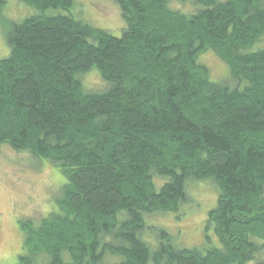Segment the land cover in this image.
I'll return each mask as SVG.
<instances>
[{
    "label": "trees",
    "instance_id": "1",
    "mask_svg": "<svg viewBox=\"0 0 264 264\" xmlns=\"http://www.w3.org/2000/svg\"><path fill=\"white\" fill-rule=\"evenodd\" d=\"M19 1L37 12L7 26L0 146L52 162L65 182L48 214L18 220L12 264L255 261L264 246V49L251 48L264 35V0H113L119 36L63 13L73 0ZM206 51L228 66L226 78L211 80L198 60ZM91 68L106 83L100 92L83 88ZM189 180L215 184L206 227L218 246L179 248L161 225L150 228L153 243L142 239L149 215L187 202Z\"/></svg>",
    "mask_w": 264,
    "mask_h": 264
},
{
    "label": "rangeland",
    "instance_id": "2",
    "mask_svg": "<svg viewBox=\"0 0 264 264\" xmlns=\"http://www.w3.org/2000/svg\"><path fill=\"white\" fill-rule=\"evenodd\" d=\"M170 8L190 13L196 6L189 2H170ZM0 59L9 52L5 40L9 22H21L22 19L36 13L33 7L23 1L5 0L0 10ZM56 12V11H54ZM53 12V13H54ZM67 13L74 18L87 21L95 28L109 31L113 36H119L124 28V20L120 9L113 0H73ZM264 49V35L254 45ZM198 60L209 67L210 77L214 82L226 78V66L212 52L206 51L199 55ZM218 79V80H217ZM84 90L100 92L106 83L95 68L89 69L80 76ZM155 183L161 182L154 177ZM65 182L62 173L52 162L37 158L29 152L15 151L9 145L0 146V264H12L17 261V255L22 252L23 235L18 220L21 218L38 221L54 207L53 197ZM188 200L180 205L175 212L154 213L146 218V229L141 237L148 242H154L151 227L153 225L165 228L175 240L179 248H198L218 246L214 230L206 227L208 211L216 200V187L212 181L189 180L187 183ZM264 245V241H262ZM264 259V246L256 255L255 261ZM41 261V258L37 260ZM113 259L105 257L102 264H111Z\"/></svg>",
    "mask_w": 264,
    "mask_h": 264
}]
</instances>
